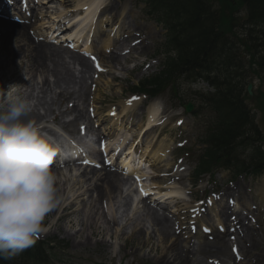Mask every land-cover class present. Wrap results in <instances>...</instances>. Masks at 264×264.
Returning a JSON list of instances; mask_svg holds the SVG:
<instances>
[{
  "label": "rangeland",
  "instance_id": "obj_1",
  "mask_svg": "<svg viewBox=\"0 0 264 264\" xmlns=\"http://www.w3.org/2000/svg\"><path fill=\"white\" fill-rule=\"evenodd\" d=\"M71 1L72 3L70 2L68 4L57 2V0L52 1L48 11L45 8H39L36 11V14H34L35 17L32 18L29 25H27L29 29L27 32L28 36L35 41H43L44 31H40L38 29L42 20L38 18L45 19L51 15L53 16L55 14L54 16H58L60 14L63 22L69 20L72 16H67V14H69L68 11L75 4L76 0ZM106 4L109 6L108 8H114V15H109L106 12L107 10L101 12V14L95 19V23H93L91 31H87L81 37L83 41L86 39L89 40L91 37L92 43L90 47L94 52H96L94 53L95 56H97L100 63L103 64L106 70V72L99 75V79L95 81L93 78L94 72L91 70V72L88 73L85 80L86 95L79 103L80 107L83 109L82 112L86 120V125L90 128L91 132L94 130V125L87 116V109H89L92 115L95 116L97 123L102 125L99 127L101 131L112 132L113 123L110 122L111 120H116V118H108V111L112 107L118 108L116 107L118 103L131 95L130 90L133 87H136L137 84L144 78L159 73L161 58L156 56V52L158 45L163 43L165 34L159 26L151 23L145 17L142 10L143 6L140 3L133 0H107ZM43 15H45V17H43ZM118 19L124 21L121 24L122 27H119L118 29V31H120V35L118 37H121L122 34L127 36L129 34L138 33L140 38L131 37L128 41L123 39L121 42H117L118 37L114 35L115 32L113 31V28L115 24L119 22ZM135 39H138L141 42L137 46L139 47V55L136 59L135 53L122 55L125 49L128 48L129 43L135 42ZM8 40L9 39L7 38L5 44L8 45L7 49L10 51L14 47V44L12 41ZM85 44V42L81 43L82 46ZM122 44L123 47H120ZM59 47L64 48L62 46ZM59 47L57 46V48ZM66 50L69 51L68 49ZM32 55H34L33 52ZM9 56L11 55L0 51V96L4 97L5 102L10 103L16 97H20L29 106H31V108H34V106L36 107V105L40 104L41 101L48 102L47 108L46 105L44 108L38 106L36 107V111H39L42 114L44 113V109H47L50 113V115L47 114V117H50L51 115L55 117L58 114V111H71L70 106L76 104V100L73 98H67L63 101V103L61 101H56L55 96L58 93L57 89L52 88L41 100L37 84L40 82V75L38 73L35 75H28V66L30 63L21 57L14 58ZM63 60L67 67L74 73L75 78H79L80 76L77 65L71 64L72 62L66 55H63ZM145 63H148V68H143V65H146ZM137 64L138 67L136 66L134 69L133 67ZM49 82H52L51 78H49ZM252 84L256 90L254 93H257L258 91L264 92V81L260 84L258 80L253 79ZM22 85H25L28 90L23 89ZM69 88L68 91H71L72 87L70 86ZM180 97L184 100V102L195 99L190 86L185 84L179 85L176 95L172 91L167 90L159 98L160 103L163 104V114L160 118L167 116L171 119L169 121L166 120L163 123V126L165 127L162 126L154 130L156 132V138L160 140L154 143L155 140H153L152 137L149 140L144 138V140H146L144 145L150 146V149L152 150L156 148L155 151H158L160 148L161 150L165 148L167 158L164 160L165 162L163 164L165 165V168H161L164 170L171 168L173 164H178V161L176 162L178 158H185V164L188 165L189 168L187 171H184L185 173L183 175L186 174V176L182 177L177 182L174 179V185L178 187L183 198L190 197V199L194 202L203 200L206 193L209 194L223 191L225 193L224 198L240 202L241 210L243 211H245V207L250 206H248L250 202L252 203L253 201L255 205V211L250 210L249 212V216H252V219L255 221L254 227L251 231L253 243L249 244L246 242L242 236L243 232L240 236L237 234L235 235L239 249L238 252L240 256H242V261H234L229 247H227L226 253L222 252L221 255L219 253H215L214 250L219 247L218 243L214 245V235L208 238L209 240H207V243L209 246H207L205 251H203V247L201 249L203 241L200 239L201 236H193L191 239L196 244L195 249L197 248V252L195 255L191 254L189 260H193L195 262L194 264H212L211 261L215 260L219 264H222L221 259L231 258L229 264H264V194L260 191V189L264 186V175L259 178H252L251 176L246 178L240 177L237 181L230 183L228 181L230 177L228 173L218 172L213 178V181L209 182V184L206 183L208 176H203L201 177L202 180L200 179L202 182L197 183L193 188H191L189 186L192 184L191 172L196 162V156L203 148L200 144H198V140L206 128V123L209 121L210 114L208 112H204L203 115H199L197 118L188 117L186 118L187 121L182 128H175L172 123L178 118L177 114L179 113H177V111L181 112V104L179 103ZM149 102L150 100L143 102L142 106L137 105L135 107V111L138 107L139 109L141 108V110H144V107H146ZM260 102H263V99L259 101V104ZM194 104L196 108L198 104ZM252 107L257 109L255 102ZM0 108L6 107L0 104ZM119 109L120 108H118V110ZM253 112L255 113L256 122L259 124V127L263 132L264 114L256 110ZM69 117L70 116L64 118L68 119ZM70 120L74 126L77 124V119L74 116H71ZM119 124L123 127L126 123L119 122ZM141 125L142 122L140 123V126ZM57 128L61 130L59 127ZM62 132L66 134L65 131ZM91 132L89 133L90 136H96V134ZM180 136L184 137L182 140L185 141L188 146L178 154L171 155L168 153L169 147L172 146V143L176 145L179 142ZM173 167L170 169L171 172H173ZM156 168H159V166H156ZM152 169L153 167L151 170ZM153 171L155 173H159L157 169H153ZM65 173L67 175H63L62 173V175L60 174L57 177V184L63 191H65V193H62V191L57 193V202L55 206L48 211L43 220V222L47 224V228L44 232L37 235L39 240L53 238L55 243L52 247L56 250H65L64 252H60V256L55 259L56 264H166L160 263L158 259L159 256H163V253L160 254V250L164 251L173 239L176 238L174 237L173 229L176 228V223L180 221L179 219L171 220L168 217L171 221V228L169 229V233H171L170 238L168 237L167 243H162L161 236L157 234L155 229L152 227L150 221L152 220L151 218H146L149 222L143 221V218L141 217L143 213H137L132 216V219H135V222L133 223L134 226L132 224L131 226L124 227L121 232L122 236L116 238L115 236H112L113 233L106 231V226L101 224L102 218L100 219V217L97 216L94 219V222L97 227H102L101 236L95 226L94 228H90L91 219L94 218V214L90 210L87 212L86 209H82L77 206L75 213L68 215L66 211H62V208L60 209V206L64 202L63 198L69 197L70 195H79L83 191L82 180H80L78 176L71 175L67 172ZM169 182H171V180H168L167 177L164 179H157L155 181L158 185L164 186H167ZM85 187L86 186L83 188ZM216 187H218L219 190L213 192ZM239 188L244 189L245 191L244 201L237 199L235 196L234 189ZM128 199L129 198L127 196L119 197L118 195L116 200L111 204L107 203L104 199L100 206H102V210L104 213L106 212V215H109L108 212L112 209L111 205L114 206V208L118 209V218L121 221L122 216L124 217L126 215L124 204L128 201ZM87 202L89 204L90 200ZM146 205L148 206V203H146ZM217 207L218 206H216V208ZM121 209H123V212L120 211ZM213 211L214 209L210 210L209 213L212 214ZM156 217H161V212H159ZM241 217L244 218L243 215ZM108 218L112 219L111 217ZM204 218L208 221L207 214L203 217V219ZM203 219L201 222L205 223ZM172 223L175 225L173 228ZM134 228L143 230L144 236L142 237V242L146 244L143 249H141L142 245L137 244L138 239L135 235ZM92 233H94V235H91ZM147 238H149V241H146ZM167 256L171 258V261H173V255L167 254ZM184 264L192 263L186 262Z\"/></svg>",
  "mask_w": 264,
  "mask_h": 264
},
{
  "label": "bare ground",
  "instance_id": "obj_2",
  "mask_svg": "<svg viewBox=\"0 0 264 264\" xmlns=\"http://www.w3.org/2000/svg\"><path fill=\"white\" fill-rule=\"evenodd\" d=\"M59 1L65 3V2H68L69 0H59ZM50 3L51 2H42V4L44 5V8H47V9ZM106 3H107V0H83V1L78 0L76 1V4L72 11L77 12L78 14L76 15H78V17H76V19L73 22H70L69 20L67 24V28H69L68 34L70 35V38L74 39V41L78 43L81 40V37L83 34H85L87 31H91L93 27L94 18L96 17L97 13L100 14L101 11H105L106 9H108V6L106 5ZM80 12L81 14H79ZM107 13L109 15H112V14L114 15V8L113 7L109 8L107 10ZM118 20L119 22L116 25L118 27L114 28V32L116 33L114 35H116L117 37H118V32H119L118 29L120 25L122 24V22H124L120 19ZM50 21L53 22L50 29L55 27V24H56L55 22H57V25L60 22V20L57 19V17H52ZM74 25L76 29L71 33L70 31L73 30ZM25 26L26 25L23 23L19 24L11 20L0 19V51H3V53H8L9 55H11L9 57H14V58L21 57L22 59H24L25 61H28L31 64L28 66V71H29L28 75H33V74L35 75L37 73L40 75L39 94L41 95V100L45 97V95L47 94V91H50L52 88L57 89L59 91L58 94L56 95L57 101H64L67 98L68 99L73 98L74 100H76L75 101L76 104H73V106L71 107V111L59 112L57 114V117L54 118L60 128L65 129V131L71 132L69 128V126L71 125L66 124L63 121V119L65 115H73L77 119V121L85 119L84 114L82 112L83 109L80 107L79 103L80 101L84 99L86 95L85 80L83 78L85 77L84 76L85 74L91 71V66L86 59H84L83 57L79 55L68 54L67 51L57 49L55 48V46L50 45L47 42H44V43L34 42V40H32L27 35V30ZM7 38L9 39L8 41H12V43L14 44V47L10 51H8L7 49L8 45L5 44V41ZM85 50L89 52V49L87 46L85 47ZM32 52L34 53V55H32ZM63 54H68L69 60L73 64H76L79 66L80 73L83 75L82 77H79V79H76L74 77L72 71L64 63ZM49 78L52 79L51 83L49 82ZM70 86L72 87V90L68 91V88ZM22 88L25 90H28L25 85L24 86L22 85ZM45 105L46 103L41 101L40 104H38V107L44 108ZM136 105H137L136 102L135 103L119 102L116 107L120 108L119 109L120 111L115 108L117 117H116V120L112 121L113 126H117L119 130H126V129L132 128L131 126H127L124 128L121 127L118 119H120L122 116L128 113L131 114L134 111ZM87 110L89 111V109ZM115 112H113L112 114H114ZM146 113H148V121H147V127L145 130H146V133H149L152 130V128H154L157 125V122L159 121L158 119H159V116L161 115V108L158 105V103H151ZM47 114L50 115L47 109L44 111L43 114H40L39 112L36 111V108H34L32 111L30 110L27 116L24 117L23 119L33 122L36 127L40 125L41 126L40 129L42 131L50 135H54L53 134L54 131L52 129H49L47 126L43 125V123H46V120L48 119ZM48 121H50V119H48ZM146 133L141 131V129L138 130L137 134L135 135L137 138L136 139L137 145H139L142 142L143 138H145L144 136ZM119 140L123 141V139H119ZM133 144L134 142L130 145L128 149L129 150L128 155L131 156V159L128 160L127 165H131L133 161H136V163L139 166H141L145 155L137 157L134 152L135 147L133 146ZM119 145H122V143ZM144 149L146 150V152H148L149 148L146 147ZM73 154H77V149L73 151ZM150 154L151 156L148 157L147 159L149 160L152 159L154 163H159V165L165 166L163 164L165 162L164 160L166 159L167 152H165L164 149L161 150L160 148L158 151H151ZM133 165L134 164H132V166ZM51 168H52V171L55 173V175H57L58 172L62 171L61 167H51ZM82 172H83L82 176L84 179V183L85 184L87 183L90 186H86L85 188H82L83 191L79 195H74V196L70 195V197L63 198L64 202L62 206H60V209L62 207H65V209L68 210L67 214L71 215L75 213V211L77 210L76 208L77 206L80 207L82 205L84 208H86L87 212L88 210H90L94 214L93 216L94 218H92L91 219L92 221L90 222L91 223L90 228H94L95 226L98 233L101 235L102 227L101 226L97 227L94 222V219L97 216H99L100 219L102 218L101 224L106 226L107 232L113 233L112 236H115V238L122 236L121 232L124 229V227L131 226V224L134 223L133 220L125 218L122 225L118 224V220L113 219V218L112 219L108 218L109 215L108 217L106 216V214L102 210V206L100 205L104 201L103 199H105L108 202H111L112 200H114L116 196L120 194L121 192L122 181H128V182L131 181V176H128L126 179L121 180L119 179L118 174L113 173V172H105L104 174H101V175H99L94 170H84ZM136 173H139L142 176V172L138 171ZM143 176H146V175H143ZM154 184L150 185V189H155V190L157 189L158 192L161 191V193H158L157 191H155L152 194L156 195L157 199L161 200L164 206L167 205L166 204L167 201H165V199H168V198L174 200V202L171 200H168V201H170L171 203H174L175 206L183 205V202L185 201V199L181 196L179 189L175 185L173 184L171 185L170 183H168L167 186H164V185L159 186L156 183ZM55 187L57 189V193L58 192L60 193L61 191L62 193H65V191H63L59 187V185L57 184V181H56ZM236 193H237V197L239 200H245V193L243 189L239 188L236 191ZM85 199L90 200V203L88 205L86 201H84ZM128 202L129 201H127L124 204L125 210L129 209L130 203ZM141 204H144V206H141V211L144 214L141 217H145L149 219L151 218L152 220L150 221H151L152 227L155 229V232L161 236L162 243H165V242L167 243L168 237L170 238V233H169L170 223H169L168 218H166V216L163 214L161 215V217H156L157 216L156 210L149 208V206H145L144 201H141ZM186 207L187 209H190L188 205H186ZM226 209L227 211L229 210V208L227 207ZM161 210H162V207L159 208V211ZM114 211L116 210H113L112 212ZM172 212L177 213L178 210L174 209L172 210ZM163 213H164V210H163ZM226 214L227 213L223 214V217L225 218V220H227ZM251 231H252V228L245 229V235L243 236V238L249 244L253 243ZM134 232L138 239L137 244L142 245L141 249H143V247L146 246V244L142 242V239H143L142 237L144 236L143 230L139 228L138 229L134 228ZM168 233H169V236H168ZM91 235H94V233H92ZM146 241H149V238H147ZM189 243L190 242H186V241L182 242V240L179 237L174 238L173 241L168 245V247L164 251L160 250V254L163 253V256H159L158 258L160 263L184 264L186 262H190L194 264L195 262L193 260H189L188 257L190 254L195 255L197 252L196 251L197 248L190 250L188 248ZM187 244H188V247H186L187 248L186 250L184 248ZM206 244L207 243H203L201 245V249L203 247V251H205V249L207 248ZM228 246H229V243L227 240H225V243L224 244L222 243V245H221V242H218L219 248L217 249H219L218 251L220 252L222 251L226 253ZM167 254H171L174 256L172 259L173 261H171V258L168 257ZM230 261H231V258H225V260H222V264H229Z\"/></svg>",
  "mask_w": 264,
  "mask_h": 264
},
{
  "label": "trees",
  "instance_id": "obj_3",
  "mask_svg": "<svg viewBox=\"0 0 264 264\" xmlns=\"http://www.w3.org/2000/svg\"><path fill=\"white\" fill-rule=\"evenodd\" d=\"M147 1L153 10L166 14L167 19L163 24L168 29V42L164 48L173 55L167 58L162 76L146 82L147 85L159 89L176 75L204 66L206 60L219 61L222 58L226 64L233 63L227 62L233 57L228 44L232 38H236L233 32L235 19L232 16L242 8L246 10L249 22L244 35L247 42L238 40L239 48L244 50L245 47L252 57H255L253 54H259V66L264 68V31L261 28L264 25V0H212L216 2V7H220L217 12L211 11L208 0ZM169 19L180 22H171ZM225 19L230 21L224 22ZM142 86L145 87L144 84ZM218 101L223 107L220 110L222 120L209 136L212 138V156L207 158L204 155L205 159L199 165L201 171L209 169L215 160L213 156L223 154L220 159L230 156L235 146L242 143L248 133L255 131L252 119L247 118L236 85H228L226 91L218 93ZM235 170L237 173L246 170L259 173L264 170V154L258 150L253 151L250 163L247 166L239 163ZM0 264H14L12 256L5 259L0 255Z\"/></svg>",
  "mask_w": 264,
  "mask_h": 264
},
{
  "label": "clouds",
  "instance_id": "obj_4",
  "mask_svg": "<svg viewBox=\"0 0 264 264\" xmlns=\"http://www.w3.org/2000/svg\"><path fill=\"white\" fill-rule=\"evenodd\" d=\"M28 104L16 97L0 108V255L30 247L57 202L51 165L58 148L33 122Z\"/></svg>",
  "mask_w": 264,
  "mask_h": 264
},
{
  "label": "snow or ice",
  "instance_id": "obj_5",
  "mask_svg": "<svg viewBox=\"0 0 264 264\" xmlns=\"http://www.w3.org/2000/svg\"><path fill=\"white\" fill-rule=\"evenodd\" d=\"M93 60H95V57H93ZM96 67H97V69H99L100 68V65L97 63L96 64ZM86 163H87V161H85ZM142 191V195H145L146 193H143V190H141ZM233 252L235 253V252H237V249L234 247L233 248Z\"/></svg>",
  "mask_w": 264,
  "mask_h": 264
}]
</instances>
